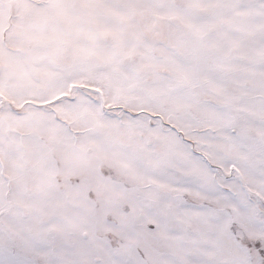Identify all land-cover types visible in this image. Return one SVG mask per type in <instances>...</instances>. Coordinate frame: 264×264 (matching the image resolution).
I'll return each mask as SVG.
<instances>
[{"label":"rangeland","instance_id":"rangeland-1","mask_svg":"<svg viewBox=\"0 0 264 264\" xmlns=\"http://www.w3.org/2000/svg\"><path fill=\"white\" fill-rule=\"evenodd\" d=\"M0 264H264V0H0Z\"/></svg>","mask_w":264,"mask_h":264},{"label":"crops","instance_id":"crops-1","mask_svg":"<svg viewBox=\"0 0 264 264\" xmlns=\"http://www.w3.org/2000/svg\"><path fill=\"white\" fill-rule=\"evenodd\" d=\"M4 45H6L5 42H4Z\"/></svg>","mask_w":264,"mask_h":264}]
</instances>
